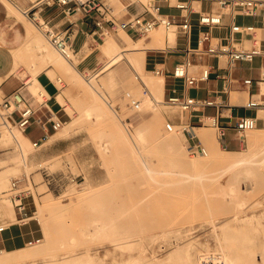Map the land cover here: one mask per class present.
I'll return each instance as SVG.
<instances>
[{
    "label": "rangeland",
    "instance_id": "374dc122",
    "mask_svg": "<svg viewBox=\"0 0 264 264\" xmlns=\"http://www.w3.org/2000/svg\"><path fill=\"white\" fill-rule=\"evenodd\" d=\"M144 1L152 3L153 0ZM6 2L25 19L31 35L42 36L63 56L28 16ZM109 9L119 21L130 17L116 0H109ZM156 30L165 40L169 38L170 30L163 26ZM117 31L128 32L134 39L143 40H148L151 33L134 34L118 25L109 35L103 34L96 40L89 35L87 41L91 48H85V53L92 51L91 55L99 61V68L85 71L78 65L79 56L72 54L71 61L81 71V79L77 82L55 62L45 61L35 50H29L27 59H22L31 71L29 80L52 64L50 72L62 90L59 98L63 102L67 100L70 113L68 121L55 134L34 144L26 162L16 154V141L2 135L5 125L0 95V147L5 152L6 166L15 163L17 167L7 172L6 179L0 183V223L8 224L17 219L16 213L15 216L9 213L8 205L12 204L4 198H11L12 177L22 173L30 179L21 187L29 186L33 192L27 207L36 210L30 221L17 223L21 226L22 245L19 247H26H17L16 251L1 255L16 254L18 257L3 264H264V186L246 193L241 208L235 200L229 199L232 203H228L221 193L224 190H219L221 185L225 186L218 177L228 165L225 158L236 154L237 151L230 149L247 150L251 132L247 131L243 144H227L221 139L219 128L206 117L205 123H200L201 127L196 129L219 136L223 151L207 149L206 154L192 153L182 130L187 122L175 119L189 111L171 104L166 98L158 102V95L136 76L140 68L124 49L118 62L104 67L108 55L102 45ZM262 31L257 30L258 37H264ZM154 56L155 53H150L149 61ZM211 60L215 61V58ZM262 63L264 55L255 59L254 65ZM151 67L149 64L147 69L150 70H140L145 83L161 76ZM93 73H98L97 88L106 96L108 102L105 104L114 115L99 123L86 111L90 100H95L85 84ZM256 75L259 78L258 73ZM239 89L235 90L241 93ZM147 96L150 97L148 101ZM248 97L245 91L241 103ZM156 101L161 110L153 107ZM263 110L264 105L259 109L263 115L257 123L261 129L264 128ZM169 119L178 124L188 155L199 156L194 165L175 162L171 150L165 151L156 141V132L173 131L166 128ZM16 127L21 129L17 124ZM139 127L146 130L143 140L134 135ZM153 127L155 130L151 133L149 130ZM112 131L127 134L136 152L126 147L121 138L115 139ZM263 134L260 136L264 137ZM195 137L207 147L201 135ZM171 138L175 140L174 135ZM260 144L258 141L254 147ZM258 158L263 160L264 166V153ZM255 161L250 164L259 166V161ZM40 163L46 167V173ZM215 222H218L216 228ZM99 228H102L101 232H95L100 231ZM47 230L50 240H47ZM38 242L42 243L36 244Z\"/></svg>",
    "mask_w": 264,
    "mask_h": 264
},
{
    "label": "built area",
    "instance_id": "2783aa9c",
    "mask_svg": "<svg viewBox=\"0 0 264 264\" xmlns=\"http://www.w3.org/2000/svg\"><path fill=\"white\" fill-rule=\"evenodd\" d=\"M170 6L179 9V12H154L150 14L132 15L124 21H119L112 13L109 7L102 0H36L32 6L26 10L30 19L35 25L43 31L49 41L64 56L70 57L76 53L74 38L68 29H60L53 26L49 20L45 19L41 13L47 6L57 5L65 12L82 10L86 14L92 12L98 13L95 17L94 26L86 31L87 35L93 37L102 36L109 33L118 25L124 27L127 31L134 34L147 35L152 29L163 26L167 30H175L183 33L186 41L190 39L194 31L196 32V45L192 49L198 54L213 56L221 59L227 64V76L225 90L231 89L233 83H240L246 88L257 87V94L253 92L252 96L244 103L248 108L258 109L264 105V92L261 91L260 83L264 81V64L260 66L259 78L244 76L242 78L232 77V67L238 62L254 61L264 55L262 46L263 37H258L257 30L264 29V0H163ZM110 14V15H109ZM240 16H260L261 23L240 19ZM228 19V22H227ZM224 31V32H223ZM248 42V43H247ZM191 60L177 62L169 73L173 78H179L183 81L184 92L180 93L175 85L171 86V94L167 96L166 101L180 106L186 111H202L206 106H216L222 110V101L212 97H200L189 94L185 91L186 87L197 86L202 80H207L212 72L211 64L202 65L199 73L190 71ZM153 71L164 76V69L155 66ZM11 95L7 96L1 102V114L10 118L14 108H11ZM19 99V98H18ZM21 106H17L19 119L17 125L25 129L33 119L35 109L25 100L20 99ZM210 118L213 125L219 128L221 139L228 144L230 137L229 131L234 133V139L240 144L246 141L247 131L258 123L257 115L243 114L233 123L223 125L219 121V116L206 115ZM205 123L204 120H202ZM64 121L60 118L53 119L54 129H59ZM188 125H191L187 122ZM188 125L183 127V131L191 138L188 142L192 153H207V147L202 140L192 134ZM175 124L169 119L166 122V128L172 130ZM38 144L39 141H34ZM40 168L46 173V167L40 163ZM29 176L26 173L14 176L11 179V198L17 209V219L19 223H26L35 217L36 210H29L27 207V197L33 195L29 186L21 187L22 184L29 182ZM6 227L0 224V230Z\"/></svg>",
    "mask_w": 264,
    "mask_h": 264
},
{
    "label": "crops",
    "instance_id": "0c3cea01",
    "mask_svg": "<svg viewBox=\"0 0 264 264\" xmlns=\"http://www.w3.org/2000/svg\"><path fill=\"white\" fill-rule=\"evenodd\" d=\"M9 1L13 4V6H15L17 10L29 17V15L26 13V10L32 6L33 1ZM102 1L109 7V0ZM116 1L119 6H122L123 10L125 11V15L127 16L150 14V10L154 12H179L178 8L170 6L163 0H153L152 3L146 2L144 0ZM163 8H167V10H163ZM41 15L45 19L49 20L53 26L60 29H68L71 32L76 48L75 54L79 56V67L84 68L85 71L97 70L99 68V61H97L96 57L91 55L92 51L85 53V48H91L87 41L89 35L86 34V31L94 26V20L95 17L99 15L98 13L92 12L90 14H86L82 10L65 12L59 6L52 5L45 7ZM239 18L253 21L258 24L261 23L260 16H240ZM262 30V32H264V29ZM29 34L31 35L25 19L16 12L14 7L11 8L5 0H0V95L3 99L11 95V108H14V111L11 113L10 119L16 124L19 119V111L17 106H21V101H19L20 99L25 100L35 109L32 122L25 129H22L28 138L35 144L34 141L47 139L59 130L54 129L53 127L52 122L54 118H60L65 123L68 121L70 113L67 110V100L63 102L59 98L62 95V90L61 86L51 73L53 68L52 64L43 68L35 75V78H37L39 83L42 85L41 95L39 93H35L31 88V83L35 81V78L33 80H29L31 71L29 70V67L26 66L24 62H22V59H27V57L20 59L18 64H16L14 50L21 47L28 40ZM194 35H196L195 31L187 42L183 33L175 31L174 41L171 42L169 38H167L165 41L167 48H147L144 64L145 70H150L147 69L149 64L152 66L151 70H153L155 66L164 69L163 98L165 100V98L167 99V96L172 93L171 86L173 85L177 87L178 92H184L182 79L169 76L170 71L177 62L191 60V65L189 68L190 71L194 73H199L202 65L210 63L212 72L209 79L200 81L197 86L186 87L185 91L192 95H197L200 97H212L221 100L222 110H218L216 106H206L204 109H202V111H189L185 116H178L175 119L188 122L191 124L189 126L195 128L201 127L199 124L203 123L202 120L206 121V115L217 114L219 116L220 123L223 125L233 123L239 116L243 114L257 115V118L259 119L261 116L259 114L260 108H248L244 105V103H234L230 101L231 90L243 88L239 89L243 96H245V91H247L248 96L251 97L253 92L257 94V87L254 86V88L249 89L238 82L236 83L235 80V83H233L234 86L226 91V62L221 59L218 64V59L216 57L193 52L192 49L196 45V38L194 39ZM149 39L147 41H149ZM263 45L264 40L262 41V46ZM150 53H155L152 61H149ZM212 58H215V61H212ZM118 61L119 60L115 61L114 63ZM254 62L255 60L236 63V65L232 67V77L237 79L244 76H252L253 78L258 79L256 74L258 73L259 77L261 64L256 66L254 65ZM146 100H150V97L147 96ZM228 135L230 137L229 140H231L228 141V144L233 145L238 142L236 139H234V133L232 131H229ZM185 138L187 143L191 141V138L188 137L186 133ZM3 150L4 149L0 147V161L4 162V164L0 166V183L6 179L7 172L17 168L15 163H9V166H6V161H4L5 152ZM14 154L15 152L13 155ZM31 196L27 197L26 200L28 201ZM8 206L9 213L12 216H15L16 213L17 217L18 213L16 208L14 210L15 206ZM17 223L21 224L16 220L11 221L8 224H5L6 227L3 230H0V253L26 247H19L22 245L20 233L21 226L17 225Z\"/></svg>",
    "mask_w": 264,
    "mask_h": 264
},
{
    "label": "bare ground",
    "instance_id": "6f19581e",
    "mask_svg": "<svg viewBox=\"0 0 264 264\" xmlns=\"http://www.w3.org/2000/svg\"><path fill=\"white\" fill-rule=\"evenodd\" d=\"M6 1H9V0H6ZM9 3H11V2L9 1ZM9 5L12 8L11 4H9ZM154 29H152L153 31L152 30L150 31L151 33H150L149 41L143 40V39H134L128 32H125V31H119V32L117 31V32L113 33L111 35V37L109 38V41L102 45L103 50L107 53L108 58H109L107 63L104 65V67H109L112 63L119 60L120 55H121V51H122V53H124L123 51L125 50L130 55V57L133 59L136 66L138 68H140L139 72L136 73V76L139 77L144 82L146 87H149L151 89L152 93L155 92V94L158 95L157 96L158 98H156V100L158 102H163V101H165L163 98L164 76L161 75L159 78L157 77L156 79H150V80L146 81V83H145L144 79L140 75L141 74L140 70H142L143 72L145 71L144 64H145V55H146L147 48H149V47H166V45H165L166 40L164 39L163 36L159 35L158 30H156V28H154ZM170 31L171 32L169 34V40L172 42L175 39V33H173L172 31H175V30H170ZM110 33H108V35ZM41 37H37V36L35 37V36H32L29 34L28 40L21 47L14 50V57H15L16 64H18L20 59L27 57V55L29 54V50H35L36 53L39 56H41L45 61L55 62L57 65H59L65 71V73H67L71 76L72 80H74L76 82L79 81V79H81L79 76L81 71L78 68V66L76 65V63H73L71 61V56L66 57L64 55L63 56L59 55L57 53V51L55 50V48L53 46H51L44 38H41ZM73 54H75V53H73ZM125 55H127V54L125 53ZM123 56H124V54H123ZM99 72L100 71H98V73ZM97 74H92L87 80H85V78H84V80L87 81L85 83L86 86L88 85V87L91 89L92 93L95 96V100H90L91 103L87 107L86 111L88 114H91V116L94 118V121L96 123H99V122L105 121L109 115H113V114H112L111 110L105 104L108 102L106 96L97 88L99 86V84L97 82V78H96ZM96 84H98V86ZM31 88L33 89V91L35 93H39L41 95L40 88H42V85L39 83L37 78H35V81L31 83ZM263 90H264V83L261 86V91L263 92ZM242 99H243L242 93H240L239 91H237L235 89L230 91V101L231 102L241 103ZM157 101L155 102V104L153 106L155 109L161 110V107H159L157 105L158 104ZM262 109H261V111H262ZM260 115L261 116L263 115L262 112H260ZM2 117H3L2 123L5 125L4 129L1 131L2 135L4 136V138H12L16 141L17 146H18L16 149V154L19 155L23 159V161L26 162V158L28 157L30 150L34 146V143L28 138V136L24 133V131L22 130V128L20 126L19 127L21 129L17 128L16 124L10 118L4 117V116H2ZM110 117L113 118L112 116H110ZM174 124H175V126L172 129L173 130L172 132H168V133L165 132V133H158V134L156 132V135H157L156 141L160 144V146L162 148H164V150L165 149L171 150L172 155H174L175 162L180 163V164L194 165L196 163V161L199 160V156L191 157L188 155V153L186 151L187 146L183 142V138L180 134V131H178V124L177 123H174ZM196 128H189V129L191 130L192 134L202 136L203 140L206 142L207 149L214 150L216 152L223 151V149H222L223 147L221 148V146H220L219 136H215L212 133H206L203 130H201L199 132V131H197L198 129H196ZM154 130H155V128L153 127V128H150L149 131H151V133H152ZM248 131L251 132V134L249 135V148L245 151L230 149L233 152L234 151H237V152L233 157H230V158L226 157L225 158L226 162L228 161V165L225 168H223L221 170V172L218 174L219 175L218 177L220 178L222 183L224 181L225 186H226V187L223 186L224 184L221 185V186L225 187V189H223V187L220 186V188H222V189L219 188V190H221V191L224 190V191H222V192L220 191V192L227 197L228 203H230L229 199H231V201L235 200V204L237 205L239 203L238 207H240V208L242 207L243 203L245 202V199L243 196L247 195L246 193L253 191V189L257 188L258 186L259 187L264 186V166L261 164L262 163L261 161H263V160H260L258 158L260 153H264V137L260 136L261 134L264 133V128L261 129L260 127H258L256 125L255 127L248 129ZM134 135L137 136L140 140H143L146 137V130L142 127H139L137 132ZM172 135H174L175 140H173L171 138ZM113 136L115 137V139L117 137L121 138L124 141V144L126 147H129L132 152H134V153L136 152L133 144L131 143V139L129 138V136L127 134H124V133L118 134V133L113 132ZM258 141L261 144H260V146L255 148L254 146L256 145V142H258ZM254 159L257 162L259 161V163H260L259 166H257V165L253 166L250 164L252 161H255ZM144 162H146V161H144ZM2 164H4V162L0 161V166ZM144 166L147 169L150 168L149 165L146 163L144 164ZM191 175L192 174L189 175L190 178L192 177ZM199 177H201V175ZM219 184H221V183H219ZM202 193H204V192H202ZM245 198H246V196H245ZM4 201L5 202L9 201L14 206V202H13L12 198H6L5 197ZM239 216L240 215H238V217ZM226 219H224V220H226ZM224 220H222V221H224ZM226 222L227 221L223 222L222 227H224ZM104 224H105V222H104ZM98 225L101 226L102 224L99 223ZM217 225H218V222H215L214 228H216ZM99 229H100V231L96 230L95 232H97V231L101 232L102 228H99ZM46 234H47L46 235L47 240H50V231L47 230ZM176 241H178V240H176ZM42 242H38L36 244H40ZM178 248H179V246H178ZM37 251L38 250H36V252ZM11 252H13V251H7L5 253H11ZM3 254L4 253H0V264L15 261L18 259L16 254L1 256ZM30 254H32V253L30 252Z\"/></svg>",
    "mask_w": 264,
    "mask_h": 264
}]
</instances>
